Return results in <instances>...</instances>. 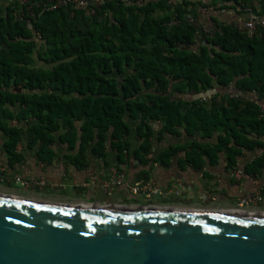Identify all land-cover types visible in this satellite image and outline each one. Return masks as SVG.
I'll use <instances>...</instances> for the list:
<instances>
[{"label":"trees","instance_id":"trees-1","mask_svg":"<svg viewBox=\"0 0 264 264\" xmlns=\"http://www.w3.org/2000/svg\"><path fill=\"white\" fill-rule=\"evenodd\" d=\"M42 2L48 0L0 4V131L8 153L27 134L41 156L60 131L67 142L79 134V149L90 145L100 157L109 145L119 161L132 133L135 153L144 156L164 133L195 136L187 157L196 166L195 155L214 162L224 152L231 167L241 149H264L261 107L242 95L212 93L214 83L232 84L264 100V26L248 34L218 23L189 49L196 28L188 3L106 0L93 12L64 6L39 14ZM250 165L263 166L264 151Z\"/></svg>","mask_w":264,"mask_h":264},{"label":"crops","instance_id":"crops-1","mask_svg":"<svg viewBox=\"0 0 264 264\" xmlns=\"http://www.w3.org/2000/svg\"><path fill=\"white\" fill-rule=\"evenodd\" d=\"M238 1L167 0V3L174 6L188 3L186 17L195 25L196 43L186 47L196 49L202 37H209L218 30V23L245 30L244 23L252 15L264 19L260 0ZM0 4L6 5V0H0ZM256 26L264 25L256 22L255 29ZM214 91L212 93H218L219 97L242 95L264 107V100L256 92H240L232 84L223 88L214 83ZM178 95L195 98L192 93ZM211 95L204 94L201 98L205 96L210 100ZM159 128L156 123L155 130ZM60 132L48 146V153L40 156L35 146H29L27 134L8 153L5 148L8 137L0 131V166L6 176L5 181L0 182V189L67 203H157L223 209L235 208L244 194L260 192L264 195V165L258 168L250 165L264 149H241L231 167L224 152H217L214 162L204 154L195 155V162L200 164L196 166L187 157L191 152L188 145L195 136H188L184 131L180 135L164 133L160 139L153 138L150 153L144 156L135 153L138 142L132 133L130 146L119 154V161L118 152L109 145L100 157L90 145L79 149V134L76 141L67 142L59 139ZM170 146L178 150L161 155ZM114 168L125 172V180L121 185L104 190L101 184ZM235 170L241 171L239 176L233 175ZM16 176L20 180H16ZM36 180H42L43 184L32 182ZM147 181L153 187L148 196L130 191L132 186ZM243 211L264 213V203L247 205Z\"/></svg>","mask_w":264,"mask_h":264},{"label":"water","instance_id":"water-1","mask_svg":"<svg viewBox=\"0 0 264 264\" xmlns=\"http://www.w3.org/2000/svg\"><path fill=\"white\" fill-rule=\"evenodd\" d=\"M0 264H264V213L0 189Z\"/></svg>","mask_w":264,"mask_h":264},{"label":"built area","instance_id":"built-area-1","mask_svg":"<svg viewBox=\"0 0 264 264\" xmlns=\"http://www.w3.org/2000/svg\"><path fill=\"white\" fill-rule=\"evenodd\" d=\"M106 0H48V2H42L38 6V13L45 12L47 10H55L59 7H64V6H70V7H75V8H86L90 12H93L94 8L97 7L98 5L102 4ZM29 15L34 16L35 12L31 10L30 7H28ZM256 22H258L261 25H264V19L260 18L258 15H252L248 21L244 23L245 30L247 31L248 34H252ZM237 96V95H235ZM203 100H208L207 97H203ZM261 113L264 116V107L261 106ZM241 171L235 170L233 172V175L239 176ZM6 179L4 169L2 166H0V182H4ZM16 180H20L18 176L15 177ZM125 180V172L121 169L114 168L111 172V176L105 180L102 184L101 187L104 190L111 189L115 186L121 185ZM33 183H40L43 184L42 180H36L32 181ZM30 184L31 182H27ZM86 185V184H84ZM153 187L152 185L147 181L144 182L140 185H134L131 187V192L133 194H138V193H143L146 196L149 195V193L152 191ZM264 203V195L260 192H251L242 195L239 200L238 204L233 210H244L245 206L247 205H252V204H260Z\"/></svg>","mask_w":264,"mask_h":264}]
</instances>
